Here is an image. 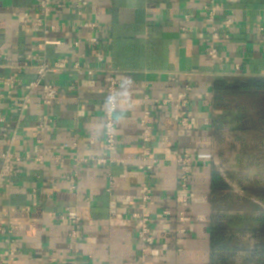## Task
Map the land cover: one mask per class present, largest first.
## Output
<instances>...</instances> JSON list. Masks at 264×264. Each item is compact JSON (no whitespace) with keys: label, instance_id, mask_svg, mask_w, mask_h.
Masks as SVG:
<instances>
[{"label":"crops","instance_id":"obj_1","mask_svg":"<svg viewBox=\"0 0 264 264\" xmlns=\"http://www.w3.org/2000/svg\"><path fill=\"white\" fill-rule=\"evenodd\" d=\"M34 2L0 0V47L8 58L0 65V93L6 77L18 80L14 95L0 101V153L21 158L13 186L0 193V256L13 249L12 264H264V156L257 150L264 138H250L255 131L241 127L236 107L214 104L216 81L264 77V0H218L216 25L227 18L234 24L220 30L214 62L203 0H92L81 15L58 7L46 23L36 22ZM26 12L30 23L14 16ZM85 22L99 28H83ZM90 33L97 44L85 41ZM32 48L49 64L68 58L70 68L44 80L61 90L52 106L34 92L21 112L25 86L36 79L38 60L26 59ZM76 63L82 74L71 68ZM110 70L131 92L117 100L112 154L104 129L97 134ZM186 86L191 126L183 128L174 122V104L158 110L154 99H175ZM146 112L153 136L143 144ZM44 117L52 122L48 132L38 128ZM176 151L196 159L184 223L177 222L184 194ZM154 160L158 168L147 170ZM142 186L150 190L143 209ZM140 210L152 220L149 248L130 222ZM74 218L81 230L71 237Z\"/></svg>","mask_w":264,"mask_h":264},{"label":"built area","instance_id":"obj_2","mask_svg":"<svg viewBox=\"0 0 264 264\" xmlns=\"http://www.w3.org/2000/svg\"><path fill=\"white\" fill-rule=\"evenodd\" d=\"M92 0H35L36 12L39 18L36 19V22L46 23L49 16L54 12L58 7L69 8L76 7L78 9V14L81 15L83 10L88 8ZM222 5L218 0H203L202 11L206 14V23L210 26L212 31V40L208 50V56L212 62L216 61L218 56V49L215 43L220 39L219 34L225 29L230 28L234 24V19L227 18L221 20V26H217L218 14L222 11ZM21 18L24 22L30 23L33 21L32 14L26 12L22 15L14 14ZM220 22V21H218ZM83 28L90 29L91 31L97 30L99 26L94 22H85L82 24ZM221 30V32H220ZM87 43L93 45L98 43V38L94 34L90 33L89 37L85 40ZM46 44L50 43L48 41ZM81 44L80 41L75 43L76 48ZM34 48L26 54V59L28 61L38 60L36 68V79L34 81L26 84L25 89L27 90V95L24 98V101L21 105V112H26L29 109V106L32 101L33 93L37 92L39 100L41 103L46 106H52L61 96V90L50 83H46L44 80L50 73L67 71L70 68L68 58H63L60 61L49 64L45 59L39 58L34 52ZM84 57V56H83ZM100 58V56H99ZM3 61H8L6 55L2 52L0 47V65ZM75 72L82 74L83 69L79 63H76L71 67ZM103 81L105 83V98L110 94H113L116 89L121 87V81L118 79L116 72L110 70L106 72L103 76ZM18 80L15 75H10L2 81V86L5 89V93H0V101L5 98H11L17 88ZM191 91L189 86L185 87V91L181 92L175 99L174 98H158L154 99V104L158 110H162L164 106L173 103L174 104V122L183 128L191 126V121L188 113V99L187 92ZM118 105V101H116ZM117 108L113 111L107 110L105 107L102 109L104 122L106 128L103 130V138L105 150L107 153L112 154L117 148V123L115 120V113ZM149 116V113H145V118L140 121V138L143 144L150 142L153 136L152 128L147 125L146 118ZM0 121L6 123L5 118H0ZM52 122L49 117H44L42 124L38 128L42 132H48L52 130ZM9 124L5 125V130L7 131ZM150 153L145 151L141 158L145 162ZM176 163L179 167L180 177H179V188L180 191L184 194L182 198V210L179 212L177 222L184 223L186 218V211L190 204V181L193 175V171L196 165L195 157L191 155L182 154L178 151L175 152ZM0 193L3 189H9L13 186L12 178L18 171V166L21 162V158L15 156L11 150L3 151L0 153ZM62 162V161H61ZM107 159L103 158L98 160L100 165L106 164ZM144 167V166H143ZM158 168L157 161H153L152 164H147V170H155ZM141 197L142 205L140 208H145L146 203L150 200V190L146 186L141 187ZM69 210V209H67ZM167 216H170L169 211H165ZM62 221L66 220L64 217L61 218ZM130 222L133 224L134 229L137 233L139 241L145 247H152L155 244V235L152 230L151 224L152 220L150 217L144 215L142 211H138L132 214ZM73 226V231L71 232V237H76L80 234L81 230V221L80 218H74L71 220ZM181 233L184 232V229L180 230ZM15 257V252L13 249L5 250L1 256L0 260L2 264H12ZM56 259H51V263H55Z\"/></svg>","mask_w":264,"mask_h":264},{"label":"trees","instance_id":"obj_3","mask_svg":"<svg viewBox=\"0 0 264 264\" xmlns=\"http://www.w3.org/2000/svg\"><path fill=\"white\" fill-rule=\"evenodd\" d=\"M242 97H247L254 100L257 104L256 108L259 110V112L264 114V77L221 79L215 82V107L231 108V106L229 105V100L232 98ZM236 108L239 113L238 115L240 123H242L241 127L244 128V126H247L245 125V120L247 119L245 114V108L241 105ZM251 129L253 131L255 130L254 128H249V130ZM261 132H264V128L261 129Z\"/></svg>","mask_w":264,"mask_h":264},{"label":"rangeland","instance_id":"obj_4","mask_svg":"<svg viewBox=\"0 0 264 264\" xmlns=\"http://www.w3.org/2000/svg\"><path fill=\"white\" fill-rule=\"evenodd\" d=\"M229 100V99H228ZM230 102V106L232 107H238V106H243L245 108V114H246V120H245V125H247L246 127L248 128H254L255 132L252 134L253 136H251V139H263L264 138V132H261V129L264 128V114H262L261 112H259V110L256 108V103L254 100L247 98V97H242V98H232L229 100ZM263 120V121H262ZM247 121V122H246ZM257 132V133H256ZM262 142H260L261 144ZM250 150L252 151V155L258 154L259 152L261 154L258 155H263L264 156V143L262 144V146H260V148H257V150L259 152H257L256 150H254V148H250ZM254 150V152H253ZM248 165L250 166L251 163H248ZM247 165V166H248ZM259 170L260 169H264V163L259 164L258 166ZM248 166V167H249ZM255 168V166L251 165V167H249L248 169H253Z\"/></svg>","mask_w":264,"mask_h":264},{"label":"clouds","instance_id":"obj_5","mask_svg":"<svg viewBox=\"0 0 264 264\" xmlns=\"http://www.w3.org/2000/svg\"><path fill=\"white\" fill-rule=\"evenodd\" d=\"M131 96V92L127 87L121 86L120 88L116 89V91L113 94H110L109 96H107L104 100V106L107 110L109 111H113L115 110L116 107H118L116 101L118 99H122V100H129ZM130 107L129 104H125L124 106H120L119 107V113L118 115L123 118L124 117V113L126 112L127 108ZM106 128V124L101 122L98 127H97V134H99V132L103 129Z\"/></svg>","mask_w":264,"mask_h":264}]
</instances>
